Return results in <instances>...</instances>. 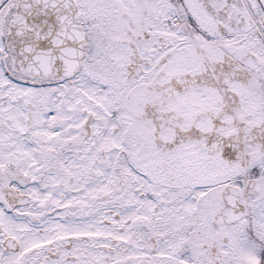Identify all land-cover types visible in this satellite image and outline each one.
Listing matches in <instances>:
<instances>
[{
	"label": "snow or ice",
	"instance_id": "1",
	"mask_svg": "<svg viewBox=\"0 0 264 264\" xmlns=\"http://www.w3.org/2000/svg\"><path fill=\"white\" fill-rule=\"evenodd\" d=\"M0 264H264V0H0Z\"/></svg>",
	"mask_w": 264,
	"mask_h": 264
}]
</instances>
